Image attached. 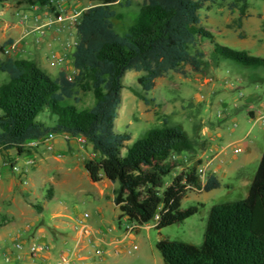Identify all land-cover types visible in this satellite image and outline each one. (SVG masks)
<instances>
[{
  "label": "trees",
  "instance_id": "obj_1",
  "mask_svg": "<svg viewBox=\"0 0 264 264\" xmlns=\"http://www.w3.org/2000/svg\"><path fill=\"white\" fill-rule=\"evenodd\" d=\"M88 1L94 4L80 13L75 25L71 78L64 73L51 77L34 60L5 53L11 40L0 45V72L7 75L0 83V150L15 149L22 155L29 153L27 142L48 133L79 136L96 155L83 161L91 182L105 179L115 184L112 201L119 210L118 222L125 217L141 227L155 218L157 230L181 224L200 207L182 209L183 197L221 184L214 175L202 184L193 167L164 186V178L175 167L172 157L196 152V142L178 124L164 120L161 128L148 130L126 147L129 133L115 130L123 76L129 70L141 73L137 84L149 92L169 73L187 76L188 68L200 72L222 61L264 69V58L215 41L203 26L202 11L216 0ZM220 1L227 2L229 11H237L235 23L241 28L250 16L248 0ZM5 2L55 11L52 0H0ZM115 5L125 11H116ZM204 41L211 46L208 60L200 49ZM88 93L92 106L78 110L75 104ZM41 113L49 124L37 119ZM155 247L164 264H264V148L246 197L211 207L199 247L167 237Z\"/></svg>",
  "mask_w": 264,
  "mask_h": 264
},
{
  "label": "rangeland",
  "instance_id": "obj_2",
  "mask_svg": "<svg viewBox=\"0 0 264 264\" xmlns=\"http://www.w3.org/2000/svg\"><path fill=\"white\" fill-rule=\"evenodd\" d=\"M141 1L132 0V3H140ZM52 4L55 7L54 12H50L46 7L19 5L15 2L0 3V45L7 40H11V44L7 47L10 48L13 45L15 48L10 50V55L20 59H34L31 54L26 52L28 46L32 51L39 52L38 62L51 77L56 76L58 66L67 62L68 70L70 69L71 72H68V70L66 72L69 76H72L71 53L77 43L75 25L80 13L94 3L88 0H52ZM248 4L250 17L242 22L241 28H238L235 23L238 15L237 11H229L226 1L208 2L206 8L202 11L203 26L214 35L215 41L220 45L264 58V0H248ZM114 9L118 12L125 11L119 5H115ZM72 14L76 16L72 17ZM59 16L62 17V21H55ZM115 24L121 33V23L117 21ZM69 26H71V36L68 35L69 42L64 45L65 54L57 52L53 49L54 47L46 44L50 34L54 33L59 38L61 34L65 33V30L68 31ZM39 27H44L46 33L39 43H36L35 30ZM27 37L30 39L28 46L23 43V40ZM19 46L20 50L18 51ZM210 48L208 42L200 43V49L205 53L207 60ZM52 54L62 57V61L57 63L52 60ZM140 74L129 70L122 79L123 88L121 90L118 116L115 120V130L120 133H129L130 140L126 142V147L131 146L148 130L161 128L164 120L169 124L180 125L189 138L196 142L195 153H183L172 157L175 167L164 178V186L168 185L172 178L180 172L189 171L193 167L200 173L199 177L202 184L209 175H213L210 174L208 168L200 172L203 169L201 163L204 161L200 155L208 145L199 136L204 127L222 135L221 144L225 149L227 160H230L235 154L232 152V148L240 146L238 140L249 129H252L253 133H257V136L259 134L261 136L256 139L248 137L247 140L251 141H249V160L243 166L241 174L237 173L236 170L226 180L223 179L222 182H226L228 187L223 184L220 188L209 192L189 191L181 201V208L186 209L193 205H200L198 213L187 218L181 224L170 225L160 230L155 228V218L141 227L128 220L121 219L118 222L116 219L118 210L109 198H97L88 194V191L95 187V183L91 182L83 165H77L78 171L75 172L77 177L73 184L61 185L58 181L59 177L52 174L51 166L36 162L34 153L37 149L47 155L55 156L57 155L54 154L55 152L67 150L66 142L61 133L56 134L52 140V150L47 149L45 143L27 145L29 153H24L22 156L24 161L22 158L16 160L18 153L15 149L0 150V193L6 194L4 189L12 179L13 184L9 187L12 193H16V204L32 211V213L39 214L42 212L44 224L40 227L46 230L51 227L54 221L53 214L55 213L72 216H83L87 213V221L97 222L102 228L101 231L103 230L108 235L125 232L127 226L132 227L130 236L134 237L133 244L117 246L118 251H116L114 245H105L103 256L100 257L94 254L93 258L89 260L93 264H164L160 253L155 247V243L161 237L191 243L199 247L203 242L205 226L211 207L215 204L237 201L246 197L248 182H251L253 173L257 168L261 146H263L264 123L260 118L258 120L251 119L246 112L248 106L256 109L264 103L263 68H247L232 61H222L217 75L216 67L210 64L200 72H194L188 68L187 76L169 73L167 76L158 79L154 89L149 92H143L137 84L136 80ZM209 77L212 78V82L222 83L225 88L221 92L223 98L226 96L225 90L228 87L230 91L227 94L230 95V98L242 105L244 101H247L244 106L237 109L235 115L226 118L223 107L218 106L212 100L206 105L210 95L207 87L211 84L205 87H201L200 84L204 83V80ZM6 80L7 75L0 72V83ZM223 81L225 84H223ZM135 93L145 97L148 103L145 104ZM200 93L205 95L204 100H200ZM66 103L74 104L70 100ZM92 104L93 98L88 93L81 96V102L75 104V106L78 110H82L91 107ZM219 111H222L220 117L217 116ZM37 119L49 124L44 113L39 114ZM216 128L217 130H215ZM89 153H92V149L88 145L86 151L81 152V157L86 158ZM121 153L125 155L126 148ZM40 164L45 171L44 174H46L47 180L53 176L52 181H47L43 185V178L41 177L43 172L37 171ZM236 164V162L233 163L234 167ZM13 166H16L17 170H13ZM31 182L34 184L32 190H23V187L30 186ZM2 190L4 191L1 192ZM6 203H10V201ZM40 206H44V210ZM98 209L101 211L100 215L97 212ZM137 228L138 232H136ZM0 231H4V229H0ZM48 235V240L53 237L50 231ZM19 240L23 241L21 238ZM14 242L13 236L7 237L5 241L0 239V264H15L12 259L7 260L4 257V250L13 251L14 259H18L17 264H38V261H31L29 257L25 256L26 245L17 250L14 248ZM53 245L55 246L53 253L57 259L60 252L68 250L58 241L53 242Z\"/></svg>",
  "mask_w": 264,
  "mask_h": 264
},
{
  "label": "crops",
  "instance_id": "obj_3",
  "mask_svg": "<svg viewBox=\"0 0 264 264\" xmlns=\"http://www.w3.org/2000/svg\"><path fill=\"white\" fill-rule=\"evenodd\" d=\"M67 29L68 31L65 30L64 31L65 33L61 34L59 38H57L54 35V33L50 34L49 40L46 44L48 46L50 45L51 47H54L53 49H55L57 52L59 51V53L61 52L62 54H65L64 45L67 42H69L68 35L71 36V26H69V28ZM29 41L30 39L27 37V39L23 40V43L28 46ZM60 47H63V48L60 49ZM19 50H20V46L18 47V51ZM26 52L27 54H31L34 58L33 60H35L37 65L41 69H43V66L40 64V62H38L39 52L32 51V49H29V46L28 48H26ZM70 63L72 66V61ZM220 65L214 66L216 67V75H217V71ZM71 68H72V76H73L74 69L73 67ZM67 70H68V64L67 62H65V64L58 66V72L56 76L59 73H64L68 78H71L72 76L68 75V72H71V71L69 69L68 72H66ZM209 84H206V83L200 84L201 87H205L209 85L207 88H208V91L210 92L209 93L210 95L208 97L209 99H207L206 101L207 102L206 105H208L211 102L210 100H212L213 102L218 104V106L223 107V111L225 112L224 116H226V118L235 115V113L237 112V109L244 106V104L247 102V101H244V104L242 105L241 103L230 98V95L227 94V92L230 91L228 87L225 90L226 96H224L223 98L221 96L222 95L221 92L225 88L222 85V83L217 84L215 82H211ZM223 84H225L224 81H223ZM250 99L252 98L250 97ZM246 112L250 116L251 119L258 120L259 118L260 119L264 118V103L258 106L256 109L248 106V108L246 109ZM215 130H217V128ZM61 134L67 145L66 151H61L57 153L55 152L54 154H57L55 156V155H47L46 153L42 151L40 152L39 149H37L36 152L34 153V157L36 159V162L48 164L49 166H51L50 168L53 170L52 174L59 177V180H58L59 184L69 185L75 182V179L77 177L75 175V172L78 171L77 165H83V161L85 159L95 158L96 155L92 152V153H89L86 156V158H82L81 152L86 151V146H88L85 140L79 136L75 137L68 133H61ZM199 136L201 137V140H204L206 143H208V145H206V150L203 151V153L200 155V157L204 159V161L201 163L202 164L201 167L208 168L210 170V174H213L219 180L221 186L224 184V186L228 187V184L226 182L224 183L222 182L223 179L226 180L236 170H237L236 171L237 173L241 174L242 169L244 168L243 166L249 160V157H250L248 154L249 149H250L249 143L251 141L249 140L250 141L249 142L247 140L248 137H251L252 139H256L257 137L259 138L261 134L257 136V133H253V130L249 129L246 132V134L241 139L238 140V143H240L239 148H241L242 151L235 153V154L233 153L234 155L231 157L230 160H227L225 158V149H223V145L221 144L222 135L220 133H214L213 130H208L206 127H204L203 130H201ZM262 139H263V144H262L263 146H261L262 148L260 150L259 160H260L263 148H264V134H262ZM238 154H242V155H238ZM23 155L24 154L22 155L18 154L16 160H20ZM259 160H258V163H259ZM235 162L237 164L234 167L233 163ZM37 171L43 172L41 176L43 178L42 185L45 184L47 181L50 182L53 180V176L49 178V180H47V176H45L46 174H44L45 171L44 169H42L41 164L38 165ZM254 174L255 172L253 173V176ZM253 176L251 178V181L253 179ZM250 183L251 182L249 181L248 182L249 186H250ZM11 184H13L12 179L9 181L8 184H6V188L4 189L6 194L4 195L0 193V222L2 221V223L0 224V229H4V231H0V239L5 241L7 237L13 236L15 241L21 238L23 240L22 242L26 246L28 245V242L31 239H35V240H38L39 242L46 243L47 245H49L50 251L43 253L42 255L38 257H34L30 259L31 261L36 260L38 261V264H57V257L55 258L54 253H53L55 250V246L53 245V242L55 241H58V243H60L64 247H67L68 249L79 250L81 253L85 255L84 257H86L88 260L93 258L95 251L105 249V245H114V247H116V251H118L119 249L117 248V246H120V245L127 246V245H131L134 243V237L126 236L125 232H119L116 234L108 235L104 233L103 230L101 231L102 228H100L97 222L90 221V220L87 221L86 219L84 222V225L86 229L88 230V233L90 236L89 239H91L90 241H88V237H86L85 235H82L80 231L74 230V226L79 221V219L82 217L80 215L72 216V215H63L61 213H55L53 214L54 221L51 224V227H49L46 230L45 228L40 227V225L44 224L43 222L44 216L41 215L42 212H40L39 214L32 213V211L26 210V208L18 206L16 204V201H17L16 193L11 192V189L9 187L11 186ZM30 184L32 186L30 185L26 188L23 187V190L25 189L32 190V187H34L33 186L34 184L32 182ZM114 187H115V184L104 179L100 182L95 183V187L92 190H89L88 194L90 196H94L97 198L107 197L113 203L112 191ZM4 190H2L1 192H3ZM9 201L10 203H6ZM40 207L43 208L44 206H40ZM97 212L100 215V212H101L100 209H98ZM118 215H119V210L117 212L116 219H118ZM121 219L127 220L125 217ZM49 231L52 232L53 237H50V239L48 240ZM8 251L4 250L3 255L4 253ZM25 256L27 257V248H26ZM12 261L15 264L18 263V259H14L13 256H12ZM78 263L80 264L79 261H74L72 264H78Z\"/></svg>",
  "mask_w": 264,
  "mask_h": 264
},
{
  "label": "built area",
  "instance_id": "obj_4",
  "mask_svg": "<svg viewBox=\"0 0 264 264\" xmlns=\"http://www.w3.org/2000/svg\"><path fill=\"white\" fill-rule=\"evenodd\" d=\"M71 16L75 17L76 15L72 14ZM55 21L61 22L62 17L61 16L57 17L55 19ZM35 33H36L35 41H36V43H39V41L44 37L46 30L44 29V27H39L35 30ZM14 48L15 47L13 45L10 48L6 47L5 53L11 54L10 50L14 49ZM51 59L57 63H60L62 61V57H60L59 55H56V54H52ZM212 81H213L212 78L209 77V78L205 79L204 83L209 84ZM199 98H200V100H204L205 95L203 93H200ZM221 115H222V111H219L217 113V116L220 117ZM261 121H262V123H264V118H261ZM54 136H55V134L48 133L42 139L27 142L26 146L27 145H37L39 143H45L47 149L52 150L53 147L51 145V141L54 138ZM240 151H242V149L239 147H233L232 148V152H234V153H238ZM12 168H13V170H17L16 166H13ZM204 170H205V168L201 169L200 172L201 171L203 172ZM199 176H200V173H199ZM87 218H88V214L87 213L83 214V216L79 219V221L74 226V230L80 231V233H82V235H85L86 237H88V241H90L91 239H89L90 236H89L88 230L86 229V227L84 225V222ZM131 230H132V227H130V226H127L125 228L126 236H130ZM23 246H24V243L19 239H17L14 242V248L17 250L22 249ZM48 251H50V247L46 243L39 242L38 240H35V239H31L28 242L27 257H29L30 259H32L34 257H38V256H40L43 253H46ZM103 252H104L103 250H97V251H95V255H99L101 257V256H103ZM4 256L7 260H11L12 256H13V251H8V252L4 253ZM84 256L85 255L77 249H68V250H65V251H62L59 253V256L57 259V264H72L74 261H79L81 264H93L91 261H89Z\"/></svg>",
  "mask_w": 264,
  "mask_h": 264
}]
</instances>
